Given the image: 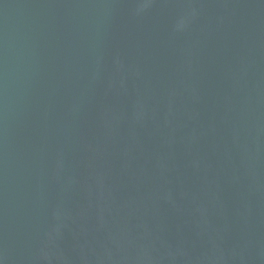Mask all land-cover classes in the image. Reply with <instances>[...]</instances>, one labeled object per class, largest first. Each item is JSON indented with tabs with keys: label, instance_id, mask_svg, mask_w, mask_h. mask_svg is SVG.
Instances as JSON below:
<instances>
[{
	"label": "water",
	"instance_id": "1",
	"mask_svg": "<svg viewBox=\"0 0 264 264\" xmlns=\"http://www.w3.org/2000/svg\"><path fill=\"white\" fill-rule=\"evenodd\" d=\"M0 264H264V0H0Z\"/></svg>",
	"mask_w": 264,
	"mask_h": 264
}]
</instances>
